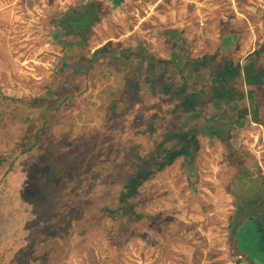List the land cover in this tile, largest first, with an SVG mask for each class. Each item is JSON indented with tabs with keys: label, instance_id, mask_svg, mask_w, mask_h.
<instances>
[{
	"label": "rangeland",
	"instance_id": "obj_1",
	"mask_svg": "<svg viewBox=\"0 0 264 264\" xmlns=\"http://www.w3.org/2000/svg\"><path fill=\"white\" fill-rule=\"evenodd\" d=\"M88 2L99 23L63 45L58 20ZM175 27L176 48L160 35ZM255 56L264 73V0H0V264H263L264 82L217 85L230 101L212 88ZM156 61L202 90L194 115L171 114ZM170 132L199 150L157 172Z\"/></svg>",
	"mask_w": 264,
	"mask_h": 264
},
{
	"label": "trees",
	"instance_id": "obj_2",
	"mask_svg": "<svg viewBox=\"0 0 264 264\" xmlns=\"http://www.w3.org/2000/svg\"><path fill=\"white\" fill-rule=\"evenodd\" d=\"M100 16L101 15L98 12L96 2H88L83 4V7L80 8L78 13L73 9L68 10L64 17L58 20L59 24H57L56 31L57 34L61 36V43L64 45L65 42L66 44L71 46L76 44L84 45L90 36V30L94 27V25L99 23L101 19ZM180 34L181 30L179 27L167 28L160 32L161 37L163 39H166L169 44H172V46L175 48L180 45ZM64 39H66V41H64ZM110 46V42L106 43V45L97 49L94 52V55L105 54ZM214 59V55L211 57L205 56L203 57V59L199 61L195 60L191 63L194 65V67L199 68L200 66H205L208 62H211ZM156 63L161 65L163 71L161 72V75H159V80L163 83L160 92L165 96H170L172 100H176L174 110L171 111V114L184 113L186 115H194V113H196L199 108V98L202 90L192 91L186 83H183L182 85H175L173 83L169 84L166 82L164 83V71H166L168 63L162 61H156ZM256 66V56L255 58H247L246 63L243 66L239 64L234 65L231 61H225L221 65L220 70L216 73L215 79H213L212 82L214 84L212 86L214 91V98L225 101L241 98L243 96V94L241 93H236L232 89L217 87V85H224L225 83L230 80H233L236 77H241L245 84L248 86L262 85L264 82V73L262 70L257 69ZM151 68H154L153 64H151ZM246 112V109H244L242 114L244 118H247ZM166 141H172L175 142V144L174 147L171 149H162L161 146L156 152H154V159L159 160L157 172H161L166 167L171 166L178 158H189L195 151L199 150V143L195 134L170 132L166 136ZM35 143L36 138L34 140V144ZM32 148H35V145L31 147L28 151L32 150ZM152 175L153 172L150 171L145 172L143 170H139L138 172H136L135 175L128 181L127 185L124 187V192L121 194V202L125 203L127 199L135 196L137 194L138 188L144 182L150 180ZM257 195H261L264 198V194L262 195V193ZM262 202H264V200ZM137 218L140 217L137 216ZM249 240L251 241V239ZM251 242L253 244V241ZM254 252L259 254V252L256 250H254ZM239 257L248 260L242 254H239ZM251 264L257 263H254L252 261Z\"/></svg>",
	"mask_w": 264,
	"mask_h": 264
},
{
	"label": "flooded vegetation",
	"instance_id": "obj_3",
	"mask_svg": "<svg viewBox=\"0 0 264 264\" xmlns=\"http://www.w3.org/2000/svg\"><path fill=\"white\" fill-rule=\"evenodd\" d=\"M258 225V228L259 230L257 232H260V236H259V240L257 243H253V245H255L254 247V250L258 251L259 252H264V225L261 224L260 222H257ZM254 240V239H253Z\"/></svg>",
	"mask_w": 264,
	"mask_h": 264
},
{
	"label": "crops",
	"instance_id": "obj_4",
	"mask_svg": "<svg viewBox=\"0 0 264 264\" xmlns=\"http://www.w3.org/2000/svg\"><path fill=\"white\" fill-rule=\"evenodd\" d=\"M76 12L78 13L79 11L76 10Z\"/></svg>",
	"mask_w": 264,
	"mask_h": 264
}]
</instances>
